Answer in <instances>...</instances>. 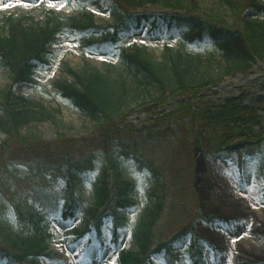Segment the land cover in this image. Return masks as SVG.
I'll return each instance as SVG.
<instances>
[{"label":"trees","instance_id":"obj_1","mask_svg":"<svg viewBox=\"0 0 264 264\" xmlns=\"http://www.w3.org/2000/svg\"><path fill=\"white\" fill-rule=\"evenodd\" d=\"M94 1L68 0V4L84 8ZM110 1L120 16L108 28L94 25L92 17L80 24L52 12H44L45 27L28 23L30 18L26 17L4 18L0 28V62L11 72L14 84L29 83L36 70L49 66L47 47L55 35L62 33L78 39L96 37L98 41L84 45L85 51L116 54L130 76L144 72L156 82L161 93L155 100L159 107L168 103L166 93L171 100H177L176 107L169 113H160L153 123L136 131L125 125L122 117L118 120L111 115L118 97L107 91V88L112 90V86L106 83V76L98 71L80 75L69 71L75 82L59 84L61 96L90 119L96 120L99 116L101 120H96L97 127L85 139L74 140L60 134L47 141L21 135V130L33 121H40L38 116L42 114L35 111V104L8 93L0 103L7 136L0 145V193L4 192V177L13 169L25 168L28 178L19 180L25 189L12 204L18 234L7 237L0 233V259L5 264H40L39 259L47 251L52 237L48 230L51 219L57 216L62 203L64 217L86 214L98 233L102 232L103 219L112 218L115 239L119 237L118 230L127 228L126 215L121 212L136 206L130 183L117 181L110 170H104L94 189L93 207L87 209L86 203L75 196L77 179L92 170L98 152L109 156L113 149L121 157L133 160L139 168L150 171L156 183L149 192L150 206L140 215L132 231L138 252L119 250V264H154V258L162 253L167 264H176L172 246L194 231L192 219H189L194 209L188 204L191 198L197 204V196L192 192L194 179L190 155L197 148L207 155L235 153L242 163L244 157H254L261 150L264 125L255 109L243 105L241 100L229 98L222 107L216 108L208 102L204 110H198L190 97L198 98L207 84H185L179 64L174 62L171 71L176 87L168 90L159 74L160 66L151 63L142 52L129 54L121 46L126 36L153 19L138 11L147 6H160L170 11L159 17L169 33L179 34L192 45L213 44L226 59L240 61L249 67L256 58L260 59L264 41L261 26L249 23L230 27L215 16H198V0H189L188 16H179L177 12L183 8L172 0ZM243 8L264 14V7L252 0H241L239 10L242 12ZM235 133L238 140L232 142ZM58 179L65 182L61 189L54 187ZM216 220L207 219L209 222ZM184 222L183 227L177 226ZM167 231L173 232L162 241ZM197 238L191 242L188 257L193 264H204Z\"/></svg>","mask_w":264,"mask_h":264},{"label":"rangeland","instance_id":"obj_2","mask_svg":"<svg viewBox=\"0 0 264 264\" xmlns=\"http://www.w3.org/2000/svg\"><path fill=\"white\" fill-rule=\"evenodd\" d=\"M172 1L183 8L179 12L182 16L189 13V0ZM253 1L264 6V0ZM240 2L241 0H198L196 14L215 16L230 27L250 23L264 29V15L245 8L241 12ZM24 3L27 6H23ZM44 11H52L55 15L71 18L80 24L86 23L87 19L92 17L94 25L101 28L113 25L120 16L110 0H96L83 9L67 5L66 0H0V22L4 17L11 15L14 18H30L28 23L45 27ZM143 11L156 18L169 12L160 6L146 7L138 12ZM2 26L0 23V28ZM156 28V32L152 34L150 26L144 24L139 32L124 38L122 45L125 51H140L151 63L160 66L159 74L168 90L176 87L171 71L174 62L179 64L180 76L185 84H207L201 96L195 99L190 97L193 99L191 103L198 110H204L208 102H212L216 108L224 105L229 95L225 96L218 88L211 90L215 86L236 80L237 75H254L258 67H261L259 75L264 76V41L259 53L260 60L256 59L250 63V69L247 71L249 67H246V64L226 59L223 53L211 44L190 46L178 35L169 36L161 22H157ZM98 40L96 37L77 39L62 33L55 35L48 45L49 66L36 70L30 83L13 84L12 74L0 62V103L11 93L17 99L35 104V111L42 114L38 116L40 121H33L21 130L22 136L49 141L61 134L80 140L93 133L98 125L96 120L101 118L97 116L96 120H92L78 111L61 97L57 88L63 82H75L69 71L76 75L98 71L106 76V83L112 86V90L107 88V91L115 93L118 97V102L110 111L111 115L119 118L118 120L122 117L123 123L135 130L153 122L160 113L174 109L175 103L170 99L169 93H166V105L159 107L156 104L155 100L161 95L159 86L144 72L130 76L125 66L111 52L83 53L82 48L86 43ZM259 87L264 93V85L260 84ZM255 89V85L249 88L236 86L231 93L236 95L242 104L255 108L261 117V124H264V94H252ZM5 132L4 115L0 113V145L7 139ZM234 136L231 138L232 142L238 140L237 133ZM169 137L170 135L167 136ZM189 159L193 161L192 192L197 196V204L192 198L189 201L188 207L194 209V217L192 215L189 219H192L191 225L194 229L191 231L192 235H197L203 240L199 242L203 249V262L264 264V215L257 214L264 212V142L261 153L252 159H244L241 168L234 153L206 155L197 148ZM183 162L184 160L181 164ZM108 169L115 180L130 182L134 188L133 200L137 206L125 213L128 229H120L119 247L137 253L131 229L150 206L149 192L156 187L155 180L148 171L138 169L133 161L121 158L116 149H113L109 156L98 152L94 172L82 176L77 186L76 194L86 202L87 209L94 205L92 183ZM11 172L4 177V192L0 193V233L7 237L18 234L12 204L18 199L20 191L25 189V185L20 186L19 180L28 178L25 168L18 167ZM242 209L251 212L246 213ZM208 218L217 220L209 222ZM90 223V217L84 214L65 219L60 213L53 218L49 228L52 239L46 252L48 257L42 258L40 264H119L117 251L112 243L111 219L104 221L106 229L103 241L96 237L94 231H88ZM185 224L186 222L177 226L181 228ZM172 232L167 231L161 240H167ZM190 238H185L172 247L178 260L177 264H192L186 256ZM203 242L210 243L213 248H208ZM155 263L164 264L160 258H155ZM0 264L5 263L0 259Z\"/></svg>","mask_w":264,"mask_h":264},{"label":"bare ground","instance_id":"obj_3","mask_svg":"<svg viewBox=\"0 0 264 264\" xmlns=\"http://www.w3.org/2000/svg\"><path fill=\"white\" fill-rule=\"evenodd\" d=\"M247 1L248 0H246V2ZM243 2H245V0H243ZM260 72H261V67H258L255 70L254 75L242 76V77L236 78V80L229 81L227 84H224L222 86L221 91L226 96V95H231L232 89L235 88L236 86H243L244 88H249V87H251V85H255L256 89L254 91H252L253 92L252 94H255V95L264 94V93H262V91L259 87L260 84L264 85V76L259 75ZM242 211L246 212V213L251 212L250 210H247V209H242ZM253 212H256V211H253ZM257 214H261L263 216L264 212L257 213Z\"/></svg>","mask_w":264,"mask_h":264},{"label":"snow or ice","instance_id":"obj_4","mask_svg":"<svg viewBox=\"0 0 264 264\" xmlns=\"http://www.w3.org/2000/svg\"><path fill=\"white\" fill-rule=\"evenodd\" d=\"M22 2H23V0H22ZM9 5H4V7H8ZM23 6H27V4L26 3H24V5ZM233 243H235V241H233Z\"/></svg>","mask_w":264,"mask_h":264}]
</instances>
